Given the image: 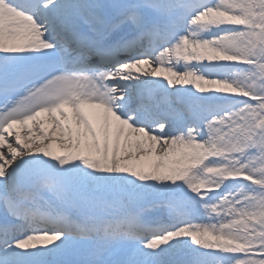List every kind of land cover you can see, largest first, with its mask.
<instances>
[{
    "label": "snow or ice",
    "instance_id": "obj_1",
    "mask_svg": "<svg viewBox=\"0 0 264 264\" xmlns=\"http://www.w3.org/2000/svg\"><path fill=\"white\" fill-rule=\"evenodd\" d=\"M0 264H264V0H0Z\"/></svg>",
    "mask_w": 264,
    "mask_h": 264
}]
</instances>
